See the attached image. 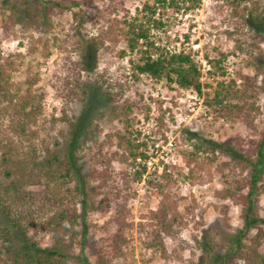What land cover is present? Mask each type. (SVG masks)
Here are the masks:
<instances>
[{
    "label": "rangeland",
    "instance_id": "1",
    "mask_svg": "<svg viewBox=\"0 0 264 264\" xmlns=\"http://www.w3.org/2000/svg\"><path fill=\"white\" fill-rule=\"evenodd\" d=\"M58 1L69 10L51 19L52 28L50 21L45 20L39 27L27 29L24 25L28 17L22 14L10 27L13 33L5 38L3 20L11 13L5 7V0H0V49L5 55L20 52L24 56V66L14 73L13 81L25 92L26 68L32 64L34 72L39 74L33 90L42 96V112L27 127L25 135L16 129L13 112L0 121V172L8 166L13 172L21 164L27 166L28 176L34 177L26 184V191L40 197L46 183L38 176L45 170L58 171L62 165L66 166L77 129L75 152L82 175H89L96 165L116 178L124 167L116 161L109 165L108 161L117 150L116 135L123 131L121 116L130 121L135 135L140 133V140L147 142L148 167L153 174L156 169L161 173L164 166L176 177L180 172L187 173L184 152L195 151V145L203 140L245 151L260 142L264 134V74L257 76L261 88L256 102L261 111L252 126L226 122L207 102L214 96L219 82H236L241 86L242 75L256 76L255 69L248 65L254 58L264 70V0H200L199 9L188 14H170L167 26L155 32L162 49L170 53L183 51L195 60L201 73L200 93L169 83L166 78L158 81L141 76L136 83L130 80L128 60H138L139 55L128 51L116 20L127 10L133 12L138 0ZM106 7L114 11L108 23L94 25L88 21L97 10ZM253 14L261 15L258 23ZM103 29L111 33L98 51L95 69L87 70V45ZM46 46L50 52L48 58L43 56ZM123 50L127 52L125 57ZM9 147L13 149L10 162L3 165ZM215 156L216 160L208 161L204 153H199L201 159L194 164L199 177L195 185L183 177H178L174 185V200L184 218L176 236L163 237L166 256L159 246H149L155 241L150 213L158 209L160 200L148 188L147 174L131 188L137 196L128 204V221L132 227L125 234L127 245L123 255L117 256L109 248L116 233L115 227L108 223L111 213H94L87 219L85 252L76 250L67 264H87V260L99 264L95 249L102 251L109 264H209L206 248L210 249L211 244L207 237L218 242L214 252L217 257L225 256L234 231L243 226V221L239 205L215 197L216 190L222 189L219 173L222 165L237 161L221 152ZM8 182L1 173V188ZM75 184L76 181L70 187L74 188ZM89 190L96 202L102 199L96 184L91 182ZM260 213L264 217V196ZM12 230L14 242L11 252L5 255L9 261L24 248L20 233ZM28 235L41 248L52 244L51 235L39 227L31 229ZM261 250L264 253V245Z\"/></svg>",
    "mask_w": 264,
    "mask_h": 264
},
{
    "label": "trees",
    "instance_id": "2",
    "mask_svg": "<svg viewBox=\"0 0 264 264\" xmlns=\"http://www.w3.org/2000/svg\"><path fill=\"white\" fill-rule=\"evenodd\" d=\"M5 3L6 9L11 13L3 20L6 27L3 35L5 38L13 33L10 27L22 14H27L24 25L27 29L37 28L45 20L50 21L49 27L52 28L51 19L62 16L69 10L68 6L58 0H5ZM199 7L200 0H138V6L133 12L127 10L121 19L116 20L128 51L139 55L138 60H128L132 82L136 83L142 75H148L158 81L166 78L169 83H176L183 89L201 92V73L192 56L183 51L167 52L155 39V34L167 26L170 14H188ZM112 13L114 11L106 7L97 10L88 21H92L94 25L108 23V17ZM254 15L252 18L258 23L261 15ZM110 33L103 29L96 38L90 40L86 53L87 70L95 69L98 51L102 49L104 39ZM126 53L123 50L122 56L125 57ZM43 56H50L47 46ZM209 62L217 65L220 63L211 60ZM248 65L255 69L256 76L242 75L241 86H237L236 82H219L214 96L207 104L226 122H242L252 126L261 111L256 102L261 88L257 76L264 74V70L257 64L256 58ZM23 66L22 53L5 55L0 49V121L7 113L13 112L17 120L16 129L25 135L27 127L35 123L42 112V96L33 90L39 81V74L34 72L32 64H28L26 68L25 92L21 85L13 81L14 73L19 72ZM120 121L123 131L117 133V150L108 161L109 165L116 161L124 167L116 178L96 165L89 175H82L75 152L78 129L70 146L66 166L62 165L58 171L45 170L38 176V179L44 178L46 183L40 197L37 198L34 193L25 190L30 178L34 177L28 176L27 166L21 164L16 172L11 171L13 169L8 166L0 172V177L3 173L9 180L2 188L0 183V264H67L76 250L85 252L88 244L87 219L94 213H111L108 223L115 227L116 233L111 238L109 248L115 255H123V248L127 245L125 234L132 227L128 221V204L137 196L135 192H131V188L140 183L147 174V186L154 190L160 200L158 209L150 213L155 241L149 246H159L166 256L163 237L176 236L184 218L178 212L174 200V185L178 182V177H183L185 181L195 185L199 177L194 164L201 159L199 153H204L205 159L213 161L216 160L215 155L218 152L230 156L237 163L222 165L219 172L222 189L216 190L215 197L219 201L231 200L241 207L243 226L234 231L227 254L222 258L214 253L219 246L218 242L207 237L211 248H206V258L209 264H264V253L261 250L264 245V217L260 213L261 198L264 196V134L260 142L249 151L203 140L195 145V151L184 152L188 172H180L176 177L167 166L163 167L161 173L157 169L155 174L149 172L147 142L140 140V133L135 135L128 119L121 116ZM8 150L3 158V165L10 162L9 156L13 149L9 147ZM53 158L57 159L56 156ZM100 163L104 164L103 161ZM48 165L51 167V162ZM74 181L76 184L71 188ZM91 182L97 185L98 193L102 196L99 202L92 198L89 190ZM4 220L9 224L5 225ZM37 227L51 235L52 244L49 248H41L36 240L29 237V231ZM12 229L20 233L24 248L16 252L15 258L9 261L5 255L11 252L14 242ZM94 254L98 257L99 264H109L102 251L95 249ZM86 263L92 264L89 260Z\"/></svg>",
    "mask_w": 264,
    "mask_h": 264
},
{
    "label": "built area",
    "instance_id": "3",
    "mask_svg": "<svg viewBox=\"0 0 264 264\" xmlns=\"http://www.w3.org/2000/svg\"><path fill=\"white\" fill-rule=\"evenodd\" d=\"M201 60H202V63L204 64V65H206V61L203 59V58H201ZM143 77H145V78H149V79H153V78H151L150 76H148V75H142Z\"/></svg>",
    "mask_w": 264,
    "mask_h": 264
}]
</instances>
